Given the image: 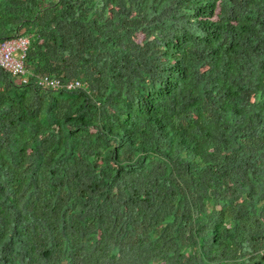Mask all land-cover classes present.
Returning a JSON list of instances; mask_svg holds the SVG:
<instances>
[{
    "label": "trees",
    "instance_id": "1",
    "mask_svg": "<svg viewBox=\"0 0 264 264\" xmlns=\"http://www.w3.org/2000/svg\"><path fill=\"white\" fill-rule=\"evenodd\" d=\"M17 35L0 264H264V0H0Z\"/></svg>",
    "mask_w": 264,
    "mask_h": 264
},
{
    "label": "built area",
    "instance_id": "2",
    "mask_svg": "<svg viewBox=\"0 0 264 264\" xmlns=\"http://www.w3.org/2000/svg\"><path fill=\"white\" fill-rule=\"evenodd\" d=\"M28 43L29 40L26 35L12 36L0 41V66L11 72L12 75L23 82L28 79L24 63V56ZM38 83L43 87H59L62 85L58 78H51L48 75L41 76ZM79 84L80 82L78 80H69L64 83L69 89Z\"/></svg>",
    "mask_w": 264,
    "mask_h": 264
}]
</instances>
